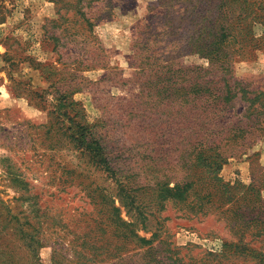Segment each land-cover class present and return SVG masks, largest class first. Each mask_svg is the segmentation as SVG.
Here are the masks:
<instances>
[{
  "label": "rangeland",
  "instance_id": "rangeland-1",
  "mask_svg": "<svg viewBox=\"0 0 264 264\" xmlns=\"http://www.w3.org/2000/svg\"><path fill=\"white\" fill-rule=\"evenodd\" d=\"M216 23L234 79L264 92V0H0V264H264V245L231 256L213 215L165 196L182 172L156 161L150 130L136 146L124 103L142 71L208 67L194 42ZM219 177L264 181V136Z\"/></svg>",
  "mask_w": 264,
  "mask_h": 264
},
{
  "label": "trees",
  "instance_id": "trees-1",
  "mask_svg": "<svg viewBox=\"0 0 264 264\" xmlns=\"http://www.w3.org/2000/svg\"><path fill=\"white\" fill-rule=\"evenodd\" d=\"M212 10L200 8L197 14L194 28L199 36L204 17ZM216 12L222 15L226 6L222 3ZM224 26L210 25L205 30L212 39L204 42L196 37L194 42L208 67H180L168 77H151L142 71L139 96L119 100L127 104L136 146L150 130L156 161L182 172L172 187L167 180L161 191L174 200L182 215L188 212L189 219L200 221L213 215L232 239L230 255L237 256L249 255L245 250L252 243L264 245V199L260 197L264 181L257 187L232 185L220 179L219 170L264 136V92L234 79L231 61L238 53L232 49L236 41ZM86 150L97 156L99 164L104 163L99 148L88 144Z\"/></svg>",
  "mask_w": 264,
  "mask_h": 264
}]
</instances>
